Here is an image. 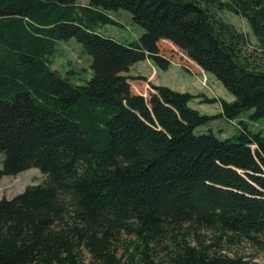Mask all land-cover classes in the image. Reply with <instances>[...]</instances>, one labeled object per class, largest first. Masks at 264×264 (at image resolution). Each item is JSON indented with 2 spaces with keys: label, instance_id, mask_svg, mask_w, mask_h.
<instances>
[{
  "label": "trees",
  "instance_id": "obj_1",
  "mask_svg": "<svg viewBox=\"0 0 264 264\" xmlns=\"http://www.w3.org/2000/svg\"><path fill=\"white\" fill-rule=\"evenodd\" d=\"M119 9L144 29L133 44L97 30ZM221 10L264 52V0H0V176L45 175L0 198V264H249L242 241L264 255V135L249 129L264 123V69ZM71 37L91 56L83 83L50 67ZM178 52L233 95L203 98L220 113L165 85L134 92V63L165 70ZM217 117L240 128L195 132Z\"/></svg>",
  "mask_w": 264,
  "mask_h": 264
},
{
  "label": "rangeland",
  "instance_id": "obj_2",
  "mask_svg": "<svg viewBox=\"0 0 264 264\" xmlns=\"http://www.w3.org/2000/svg\"><path fill=\"white\" fill-rule=\"evenodd\" d=\"M79 3H87V0H79ZM118 24H100L97 30L100 35L112 38L123 44L137 42L144 29L132 21L131 15L124 9L114 10L108 13ZM218 16L225 22L233 25L239 32L245 34L247 43L242 49V53L248 58L249 65L255 69H264V52L259 42L252 33L248 21L241 15L234 14L228 10H221ZM167 43V42H166ZM162 42L160 48L163 52L173 51L171 44ZM174 49V47H173ZM182 58V59H181ZM179 52L175 59L171 61L170 66L165 69L158 67L150 60L145 59L134 63L126 73L131 81L134 92L146 93L150 84L165 85L173 90L189 92L194 97L189 101V106L198 110L202 114L210 116L216 114L220 109L219 101L203 102V98H217L230 100L233 95L226 91L222 84L211 73H206L201 67H196L187 62ZM50 67L63 77H68L74 84L83 83L91 77L89 65L91 56L84 51L82 45L71 37L66 40H57L53 54L49 57ZM141 77V78H140ZM144 80V81H142ZM248 112H251L248 111ZM246 113V112H245ZM239 120L215 119V122H207L196 127L195 132H205L211 128L221 139L232 136L236 133V127L239 126ZM244 121V119H242ZM245 122V121H244ZM224 128V129H223ZM249 129L253 132L260 131L264 135V123L262 119L249 123ZM254 147V146H252ZM3 153L0 152V169L2 168ZM45 178V175L36 167H31L16 175L0 176V198H12L22 192L27 185L37 184ZM126 237H123L125 240ZM129 238L126 239V242ZM125 242V243H126ZM236 252L244 256L249 264H264V255L255 246L247 241H242L238 247H234ZM121 251H123L121 249ZM123 253V252H120ZM120 264L126 263V258H121Z\"/></svg>",
  "mask_w": 264,
  "mask_h": 264
},
{
  "label": "crops",
  "instance_id": "obj_3",
  "mask_svg": "<svg viewBox=\"0 0 264 264\" xmlns=\"http://www.w3.org/2000/svg\"><path fill=\"white\" fill-rule=\"evenodd\" d=\"M157 85H159V84H157ZM233 98H231L230 100H228V101H231ZM219 103V102H218ZM220 109L216 112V114H218V113H220L221 112V107H219ZM206 114V113H205ZM217 118H219V119H222L223 117H217ZM216 118V119H217ZM226 120H228V119H226ZM211 122H215V119L214 120H212ZM228 122H229V120H228ZM238 128H240L239 126L238 127H236V130L238 131ZM224 129V128H223ZM214 131V130H213Z\"/></svg>",
  "mask_w": 264,
  "mask_h": 264
}]
</instances>
